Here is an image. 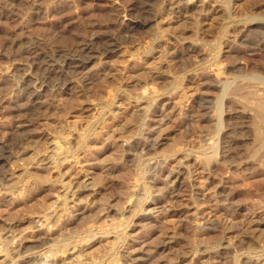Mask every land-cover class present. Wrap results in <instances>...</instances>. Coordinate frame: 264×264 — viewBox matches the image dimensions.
<instances>
[{
  "label": "rangeland",
  "instance_id": "1",
  "mask_svg": "<svg viewBox=\"0 0 264 264\" xmlns=\"http://www.w3.org/2000/svg\"><path fill=\"white\" fill-rule=\"evenodd\" d=\"M197 1L193 0L190 7V0H186L184 3L189 5L186 9L171 11L170 0H0V171L10 179L0 182L3 183L0 187V242L7 244L11 257L18 259L14 250L21 239H26L23 245L31 246L41 237L48 240L47 247L78 243L82 264H104L103 255L119 252V256L126 254L130 258L143 253L151 257L150 261H155L158 258L155 251L177 233L172 253L199 250L197 255L190 256L187 264H235L236 254L224 249L229 240L237 242L241 235L250 238L253 245L264 243V144L255 134L252 124L256 118L254 120L251 114V110L264 102V85L259 81L264 74V47L258 51L253 48L264 40V0H226L228 13H224V0H206L201 5V0ZM213 8L221 11L216 13ZM145 9L151 12L154 21L144 29L134 21L141 19ZM252 13L259 21L248 26L242 23L241 33L230 29L223 39L228 18L244 20ZM256 26L259 29L253 30ZM112 37L119 48L113 55H103L105 43ZM220 43L223 50L217 66L212 67L214 71H209L207 76L189 75L209 65ZM197 46L199 52L192 53L190 49ZM78 47L85 48L84 60L88 61L76 70L66 62ZM52 69L60 74H53V81L51 77L43 83ZM176 75L190 76L183 90L162 97V100L168 97L165 105L159 103L161 105L148 115L147 121L154 129L152 136L159 142L152 157L169 158L168 168L176 162L194 163L196 167L191 170L192 178L186 174L187 170H182L180 195L175 202L166 204L165 207L170 208L166 217L144 221L140 227L127 232L125 241H117L115 236H120V224L132 215L115 212L120 207L129 210L130 186L144 157L141 151L138 156L142 157H136L137 153L125 144L127 138L136 135L140 115L148 106L134 101L146 87L165 94L174 87ZM217 78L223 82L229 79L226 94L237 98L232 106L222 98L223 88L217 86ZM202 101L210 108L207 120L201 117L203 112L198 107ZM42 106L46 108L40 110ZM242 107L248 108L249 114L241 115ZM185 123L190 125L184 127ZM88 130L94 134L89 140V150L78 153L80 164L76 159L64 161L63 178L65 183H76L89 171L97 177L98 185L90 196H80L82 204L69 201L64 207L60 185L52 193L44 192L46 186L36 182V175L42 176V180L57 179L55 166L59 156L68 148H81V140ZM224 130L229 133L226 141L238 142L243 152L240 163L237 162L240 168L232 169L224 177L220 174L206 181L208 171L197 156L191 161L182 159L179 154L175 157L183 147L200 149L205 137L209 139L208 144L220 147L217 158L221 161ZM20 134L29 137L28 143L13 151L11 144ZM139 141L142 142L137 138L129 142ZM103 163L111 169L108 177L101 174ZM168 168L157 176L153 187L160 186ZM224 186L228 187L227 194L236 196L233 205L221 202L215 194ZM24 194L30 195L29 199L22 200ZM105 204L106 210L97 213L96 208L103 209ZM82 212L96 219L95 222H76ZM44 216L51 219L50 229L41 226ZM208 219L221 227L220 230L197 235L195 226H204ZM222 227L231 229H227L223 238L226 241L220 244ZM101 230L114 231L105 238L103 234L96 239L92 237ZM106 238L114 245L118 243L117 247L107 242L97 243ZM213 244L220 247L218 256L212 254L213 249L205 251ZM121 259L120 264H125ZM9 263L10 257L0 253V264Z\"/></svg>",
  "mask_w": 264,
  "mask_h": 264
},
{
  "label": "bare ground",
  "instance_id": "2",
  "mask_svg": "<svg viewBox=\"0 0 264 264\" xmlns=\"http://www.w3.org/2000/svg\"><path fill=\"white\" fill-rule=\"evenodd\" d=\"M184 1L186 0H170V3L168 5V8L169 10L171 11H174V10H180L181 7H185V9L189 6L188 4L186 5V3H184ZM192 1L193 0H190V7L192 6ZM206 2V0H201L200 1V5L201 3H204ZM199 2V0L197 1V3ZM142 3V2H141ZM227 3L226 0H224L223 2V5H224V13H228V9L229 7L227 6ZM195 4V3H194ZM229 4V3H228ZM203 5V4H202ZM150 6V5H149ZM204 7V5L202 6ZM151 8V7H150ZM183 10V9H182ZM212 11L214 12H220L219 10H217L216 8H213ZM151 12H149V10H144L143 12V16L141 17L140 20H136L134 22L138 23L139 26H141L142 28H147L150 26V24L154 21L152 19V16L150 14ZM153 13V12H152ZM154 15V14H153ZM154 17V16H153ZM261 19V18H260ZM262 20V19H261ZM260 20V21H261ZM264 20V19H263ZM254 21H259V18L257 15L255 14H251L250 16L248 15V17H246L244 20H238L236 19L235 17H232L231 18H228V20L226 21L227 23L224 24V31L222 32L223 33V39L226 38L229 34V30H235V32H239L241 33L242 32V29L240 30V26H242V23L246 26H248V24L250 25V23L254 22ZM262 22V21H261ZM262 24V23H261ZM243 27V26H242ZM261 28V27H260ZM244 29V28H243ZM259 29V26H256L255 28H253V30H258ZM249 30V29H248ZM248 30H246L248 32ZM120 32V31H119ZM237 32V33H238ZM117 34V33H116ZM114 36V35H113ZM222 37V36H221ZM110 40H108L106 43H105V49H104V54L105 53L107 55L109 54H112L116 52V50L119 48V45L117 44V42H113V37L112 38H109ZM114 39H115V36H114ZM222 39V40H223ZM91 40V39H90ZM121 40V39H120ZM105 42V41H104ZM119 42V41H118ZM86 43V42H85ZM120 43V42H119ZM94 43H91V45H93ZM121 44V43H120ZM90 45V44H89ZM200 45V44H198ZM201 45H203L201 43ZM250 45V44H249ZM85 46V45H84ZM206 46V45H205ZM222 43H220L219 45H217L216 49H219L218 51H216V54L215 56H211L212 58L208 61L209 62V65L206 67H201L202 69H199V70H195L193 71L191 74L189 75H192V74H195V75H200L202 74L203 76H207L208 73H210L209 71H212V67L214 66H217L218 62H219V57L220 55L222 54L221 51L223 50L222 49ZM254 46V45H253ZM86 47H87V44H86ZM201 47V46H199ZM203 47V46H202ZM264 47V40L262 41H259L258 43L255 44V48L254 50H261L262 48ZM92 48V46H91ZM250 48V47H249ZM84 49L83 47H78L76 48L75 50H73L72 52L74 53L73 54V57H70V59L66 62L67 66H70L72 69H79V68H82L84 65L87 64V61L88 60H84ZM97 49V48H96ZM198 46H197V49L196 47L194 48H191L190 51L192 53H197L199 52L198 50ZM202 49V48H200ZM248 49V48H247ZM250 50V49H249ZM202 51V50H201ZM71 52V51H70ZM163 53V52H162ZM161 53V54H162ZM38 54V53H37ZM71 54V53H70ZM84 54V55H83ZM72 56V55H71ZM161 56H164V55H161ZM88 57V56H87ZM151 56H149L150 58ZM165 57V56H164ZM153 58V57H152ZM87 59H90L89 57ZM161 60V59H160ZM66 61V59H65ZM157 63V62H156ZM148 64V63H147ZM151 64V63H150ZM160 67V66H159ZM218 68V67H217ZM55 69V68H54ZM64 69V68H63ZM76 70H74L75 72H77ZM62 71V70H61ZM64 71V70H63ZM71 71V70H70ZM79 71V70H78ZM208 71V72H206ZM214 71V70H213ZM216 71H219V70H216ZM215 71V72H216ZM55 73H59V71L57 70H50L49 72H47L46 74V77L43 78V83L46 82L47 83V80H49L53 74ZM62 73V72H61ZM65 73V71H64ZM177 73V72H176ZM257 73V72H256ZM262 73H264V71H262ZM44 74V73H43ZM189 75H184V76H177V77H174V83H173V88L170 89L168 92H166L165 94H163L160 90H157L156 88L154 87H146L144 91L141 92L140 96L138 98H136V100L134 101L135 103H139V102H145L147 103V107L144 109V111H142L141 115H140V118H139V126H138V131L136 133V135H132L130 136L129 138L126 139V143L128 147H130L129 149L132 150V151H135L137 154H136V157L139 154V152L141 153V155L144 154V157L142 159H140V162L141 160L143 161L142 164L139 165L138 167V170H136V179H134L135 181H133V183H131V188H130V196L128 198L129 200V210H126V209H118L116 210L115 213H119L120 215H125L128 214V213H131V217L129 216V219L128 218H124L123 222L125 221L126 219V222L125 223H121L120 224V236L117 235L115 236V239L119 241L122 239V241L124 240L125 241V238H126V235H127V232L132 229V228H138L140 227L141 223L144 222V221H152L154 220L155 218H159L161 216H164L166 217V215L169 213L168 209L170 208H166L165 206H167L166 204H168L169 202L172 203L171 201H174L176 199H178L179 197V193H180V190L182 189V178L184 176V173L182 172V170H187L186 174L189 176V178H192L191 175V170L192 168H195L196 166H194V163L193 164H186L184 162H176L175 165H173L172 167L168 168L166 166V164L168 163V159L167 158H157L155 157H152V154L154 153L155 149H157V146L159 145V142L158 140L155 138H153V134H152V130L154 129H151L150 125H149V121H147L148 119V115L149 113L156 107L160 106L159 103H162L164 104V101L166 99H168V97H165L163 100L161 99L162 97L164 96H169L168 94H174L178 91H182L183 90V85L185 82L188 81V77H190ZM259 75V74H258ZM66 76V75H65ZM262 77L259 79V81L263 82L262 84L264 85V74L261 75ZM59 78V77H58ZM258 78V76H257ZM54 77L51 78V81H53ZM61 79V78H60ZM218 79V78H217ZM40 81V82H42ZM50 81V80H49ZM60 81V80H59ZM63 81V80H62ZM260 82V83H261ZM45 83V84H46ZM219 85H217L219 88H223L222 89V98H226V104H228V106H232L231 104H235V100H237V98L235 97H229L227 96L226 94V88L228 87L227 85L229 84V79L227 78V80L225 82H223L222 80L218 79V82H217ZM233 83V82H232ZM42 84V83H41ZM40 84V85H41ZM50 84V83H49ZM231 84V83H230ZM46 86V85H44ZM53 86V85H52ZM226 87V88H225ZM37 89V88H36ZM228 89V88H227ZM160 91V92H159ZM165 92V91H164ZM264 96V94H262ZM227 96V97H226ZM38 97V96H37ZM170 97V96H169ZM36 98V97H35ZM235 103H234V102ZM239 102V101H238ZM34 103V102H33ZM32 103V104H33ZM207 102H200L198 105V107L201 109V111L203 112V114H201V117L204 118V120H207L209 118V115L207 112L208 108ZM242 103V102H241ZM260 102V105L261 107H258V108H254L253 110V114L254 115V120L256 118V121H253L254 124H252L254 126V131L256 132L255 134H257V138L259 139V141L262 142V144H264V132L262 131V125L264 123V102L262 103ZM31 104V105H32ZM39 105V104H38ZM165 105V104H164ZM163 105V106H164ZM242 106V105H241ZM246 106V105H245ZM220 107H221V104H220ZM40 108V107H39ZM46 108V106H42L40 110ZM164 108V107H163ZM252 108V107H251ZM220 109V108H219ZM230 109V107H229ZM228 109V110H229ZM233 109V108H232ZM242 109V114H249L247 112L248 108L246 109H243V107L241 108ZM163 110V109H162ZM221 110V109H220ZM240 111V110H239ZM238 111V112H239ZM249 111V110H248ZM250 111V112H251ZM109 112V111H108ZM114 113V112H113ZM217 113V112H216ZM221 113V112H220ZM232 113V112H231ZM115 114V113H114ZM218 114V113H217ZM229 115V112L227 113ZM208 115V117L206 116ZM222 115V114H221ZM220 115V116H221ZM250 116V115H249ZM251 117V116H250ZM189 119V118H188ZM251 119V118H250ZM221 120V118H220ZM162 121V120H161ZM221 122V121H220ZM231 123V122H230ZM189 123H185V126L188 125ZM219 124V123H218ZM221 124V123H220ZM190 125V124H189ZM188 125V126H189ZM183 127V128H184ZM225 127V126H224ZM189 128V127H187ZM223 128V127H222ZM227 128V127H226ZM190 129V128H189ZM191 130V129H190ZM220 130V129H219ZM218 130V131H219ZM227 130V129H226ZM93 131V129H92ZM186 131H189V130H186ZM223 131V130H222ZM190 132V131H189ZM187 132V133H189ZM95 133V131H94ZM191 133V132H190ZM220 133V132H219ZM21 135V134H20ZM202 135V134H201ZM220 135V134H219ZM229 135V133L227 131L224 130V134H223V141H222V147H223V152H222V160L219 161V159L217 158V156L219 155V151L220 150V147H215V146H211L210 144H208L209 142V139H206L204 137V141L202 140V145L200 146V149L198 148V150H195V148H185L183 147L181 150L178 151L177 154H175V157L176 155H180V156H183L182 159L186 160V161H191L193 156H197V158H199L200 160V163L206 167L205 169L208 171V174H207V180H209L211 177L213 176H216V175H220L222 177H224L223 175L225 174H229L231 173V170L234 169V168H240V165L241 164H238L240 163V155L243 153L240 152L239 148H238V142H227L226 141V137ZM19 135H17L18 137ZM92 136H94L93 132L89 131L88 130V133L85 132L83 138L84 140H81L83 141L82 143V146L81 148H76V149H71L69 150L70 148H68V150H66L65 154L64 155H61L59 156V160L57 161V165L55 166L58 170V175H57V179L53 180V179H49L50 180H42V176L40 175H34L36 177V182L42 186H46V188H44L45 190H43L44 192H48V193H52L57 187H59L58 185H60V188L63 190V194L61 193V196L64 197V207H67V204L70 202L74 203L76 205V201H78V203L82 204L83 202V197H80L81 195H87L86 197L90 196L91 195V192L94 193V190L93 188L95 189V187L98 185V181H97V177H95L93 175V173H89L88 172H84V176H82V178L77 181L76 183H65V180L63 178V175H65L62 171V167H64V161L65 160H71V159H76L77 160V164L81 163L80 160L78 159V156H79V152L80 151H86V150H89V140L92 138ZM14 140H12V150L15 151L16 149H21L22 147H20L21 145L25 144L27 142V140L29 139V137H24V136H20ZM186 137V136H185ZM242 137V136H241ZM139 138L142 142H129L130 140L134 139H137ZM31 140V139H30ZM215 140V139H214ZM212 142V141H211ZM219 142V141H218ZM28 143V142H27ZM133 143V144H132ZM10 144V143H9ZM8 144V145H9ZM79 144V145H80ZM208 144V145H207ZM213 144V143H212ZM6 145V144H5ZM78 145V146H79ZM3 146V145H2ZM10 146V145H9ZM8 146V149H10V147ZM124 146V145H123ZM122 146V147H123ZM71 147V146H70ZM221 147V148H222ZM6 148V147H5ZM2 149V148H1ZM7 149V150H8ZM129 150V151H130ZM3 153H5V150L3 148ZM64 151V150H63ZM128 151V150H127ZM21 153V152H20ZM131 153V152H130ZM9 154V153H8ZM19 154V153H18ZM13 155V154H11ZM17 155V154H16ZM15 155V157H16ZM22 155V154H21ZM3 156V155H2ZM244 156V155H243ZM5 157V156H4ZM139 158H141L142 156H138ZM242 158V157H241ZM4 159V158H3ZM177 160V159H176ZM179 160V159H178ZM239 160V161H238ZM261 160V159H260ZM9 161V159H8ZM180 161V160H179ZM238 162V163H237ZM242 163V162H241ZM137 168V167H135ZM165 168H168L167 169V172L166 174H164V178L163 180L161 181V184H159L160 186L155 188L153 187L155 185V183L157 182V176H160V174H162L164 172V169ZM2 170V169H1ZM5 170V169H3ZM110 168L105 165L104 163L100 166V171H101V174H106L107 177L108 175H110ZM184 170V171H185ZM7 171V170H5ZM206 171V172H207ZM233 171V170H232ZM29 172V171H28ZM5 172H1L0 171V182H7L9 181L10 179H8V176L4 175ZM27 173V172H26ZM66 173V172H65ZM11 175V174H10ZM26 175V174H25ZM31 175V174H30ZM12 176V175H11ZM15 176V175H14ZM21 176V175H20ZM105 176V175H104ZM106 177V176H105ZM187 177V176H186ZM217 177V176H216ZM221 177V178H222ZM215 178V177H214ZM34 179V178H33ZM44 179V178H43ZM220 179V177H219ZM29 180V179H28ZM222 180V179H221ZM14 181V180H13ZM35 181V180H34ZM14 183V182H13ZM34 183V182H33ZM192 183V182H191ZM222 183V182H221ZM9 184V183H8ZM7 184V185H8ZM195 184V183H194ZM192 185L193 187H195V185ZM223 184V183H222ZM221 184V185H222ZM3 185V183L0 184V187ZM129 185V184H128ZM5 186V185H4ZM6 187V186H5ZM129 187V186H128ZM129 189V188H128ZM227 189L228 187H222V189L218 192V191H215V194L220 198V201L221 202H224V203H228V205H233L232 204V201L234 199H236V196L234 195H230V194H227ZM3 190V189H1ZM12 190V189H11ZM5 191V190H3ZM9 192H10V189H9ZM15 192V191H14ZM13 192V193H14ZM231 192V191H230ZM79 193H81L80 195H78ZM98 193V192H97ZM1 194V193H0ZM22 194V193H21ZM20 194V195H21ZM232 194V193H231ZM29 196L28 194H24L21 196V199L22 200H27L29 199ZM93 196V195H92ZM60 195L58 196V199H59ZM85 197V198H86ZM246 198V197H245ZM91 199V198H90ZM95 199V198H94ZM85 200V199H84ZM197 201V200H196ZM59 202V200H58ZM90 202V201H89ZM57 203V202H56ZM169 203V204H170ZM223 204V203H222ZM52 205H55V204H52ZM74 205V206H75ZM103 205V202L101 204V206ZM78 206V205H77ZM82 206V205H81ZM101 206L97 207L96 210H97V213H100V212H104L106 210V204L104 206L103 209H101ZM111 206V205H109ZM113 206V205H112ZM111 206V207H112ZM119 207V205H117ZM115 206V207H117ZM58 207V206H57ZM62 207V208H64ZM103 207V206H102ZM228 207V206H227ZM233 207V206H232ZM232 207H230L232 209ZM55 208V207H54ZM58 210V209H57ZM65 210V209H64ZM84 210V208H83ZM87 211V210H86ZM108 211V210H107ZM112 211V210H111ZM57 212V211H56ZM62 213H64L63 211H61ZM109 212V211H108ZM59 214V213H58ZM86 212H82L80 214V216L75 220L76 222H78L79 224L82 222L83 224H87L89 222H95L96 219H94L93 217H91L90 215L86 216ZM54 215V214H53ZM51 216V215H50ZM57 217V216H56ZM55 217V218H56ZM60 216H58V219H59ZM43 222L41 223V226L43 227L44 225L46 226L45 228H48L50 229V222H51V219L48 217V216H44L43 217ZM163 218V217H161ZM157 220V219H156ZM42 220L40 219L39 220V223L41 222ZM57 221V220H56ZM62 223V222H61ZM201 223V222H200ZM201 225V224H200ZM118 226L116 227L117 231L119 232L118 229H120ZM125 227V228H124ZM38 228V227H37ZM44 228V227H43ZM98 228V227H96ZM221 227H219L217 224H215L214 221H211V219H208L206 222H205V225L204 226H199L196 225L195 228H194V231L197 233V235L201 232H203V234H205L204 232L208 231V232H215V231H218L220 230ZM39 229V228H38ZM47 229V231H49ZM228 229V228H227ZM226 228H223L222 227V235L224 234V236L221 235L222 239L218 240L219 243L221 244V241H226L225 239H223L225 237V232L228 231ZM100 230V229H99ZM105 230V229H104ZM104 230H101V232H97L94 236V234H92L93 238L96 239V236L99 235V234H103V238H105V236H108L110 234H112V232L114 230H112V232H104ZM97 231V229L95 230ZM117 231L115 233H117ZM257 231V230H256ZM194 232V234H195ZM113 233V234H115ZM207 233V232H206ZM199 234V235H200ZM177 233H174L172 236H170L164 243H163V246L161 249L155 251V254L156 256H158L157 260L155 261H150V256L148 255V257L146 255H144L143 253L141 255H137V256H131V258L128 256H125L123 255V257L119 254H113L111 253V255H103L104 256V260H103V263L104 264H120V260H122L121 258H123V260H125V264H187L188 260H190V256L192 255H197L198 253V249H189L181 254L179 253H172L171 250L174 246V244H176V240L175 237H176ZM196 235V236H197ZM102 236V235H101ZM201 236V235H200ZM205 236V235H203ZM227 236V235H226ZM240 236V238H237L239 239L237 242L233 241V240H229V242L225 245L224 249L225 251H228V253H235V264H264V243L263 244H256V245H253L254 242L250 239V238H247V237H244V236H241V235H238V237ZM21 237V235H20ZM20 237H16V239H20ZM25 237V236H24ZM39 239H41L40 241L37 239L35 240L34 244L31 245V246H25L22 244L23 242V239L26 240L25 238L21 239L20 240V244H18V246H15V249L17 250H14L16 252V254H18V259L15 258V257H11L10 254V251H9V247L7 246V244L5 242H0V253H5V255L7 256V258L10 257V260H11V264H31L32 261H34L36 264H82V262H80L82 259L80 256V254H78L80 251L78 249V243H73V242H68L67 244H55V245H52V246H49L47 247V239L43 240L41 237H38ZM102 238V237H101ZM113 240H114V236L112 237ZM220 238V237H218ZM259 238V237H258ZM15 239V238H14ZM15 239V240H16ZM89 239V238H88ZM87 239V240H88ZM92 240V238H90ZM89 239V240H90ZM100 239V238H99ZM127 239V238H126ZM231 239V238H230ZM3 240V239H2ZM200 240V239H198ZM227 240V241H228ZM259 240V239H258ZM11 241V240H10ZM8 241V242H10ZM51 241V240H50ZM252 241V242H251ZM57 243V241H55ZM91 242V241H90ZM104 242H107V244L110 243V240L109 239H104V240H99V242H97L98 244H102ZM113 242V241H112ZM16 243V242H15ZM38 243V244H36ZM89 243V242H88ZM117 243V242H115ZM13 244V243H12ZM111 245H113V247H117L115 245L117 244H112L110 243ZM125 244V242H124ZM220 244H217L216 245H220ZM81 245V244H80ZM224 245V244H223ZM223 245H221V247H223ZM89 246V245H88ZM13 247V246H12ZM91 247V246H90ZM110 247V246H109ZM108 247V248H109ZM119 247V246H118ZM120 247H122V245H120ZM42 248V249H41ZM107 248V250H108ZM39 250L41 249L40 251L38 252H34L33 250ZM110 249V248H109ZM113 249V248H112ZM210 249H213L212 251V254L215 255V256H218V252H220V247H215L214 244L211 248H206L205 251H209ZM32 251L34 253H32ZM111 251V250H110ZM168 251V252H167ZM173 251V250H172ZM201 251V250H200ZM31 252V253H30ZM106 252V250H105ZM109 252V250H108ZM112 252V251H111ZM149 252V251H148ZM167 252V253H166ZM13 252H11L12 254ZM166 253V254H164ZM84 254V253H83ZM146 254V253H145ZM164 254V255H163ZM200 254V252H199ZM13 256V255H12ZM86 256V255H85ZM88 256V255H87ZM201 256V255H200ZM5 257V256H4ZM84 257V256H83ZM162 257V258H161ZM202 257V256H201ZM196 258V257H195ZM86 259V258H85ZM9 260V259H8ZM212 260V258H211ZM84 261V260H83ZM86 262V261H84ZM209 262V261H208ZM207 262V263H208ZM90 263V262H89ZM101 263V262H100ZM10 264V263H9ZM34 264V263H33ZM98 264V263H97Z\"/></svg>",
  "mask_w": 264,
  "mask_h": 264
}]
</instances>
